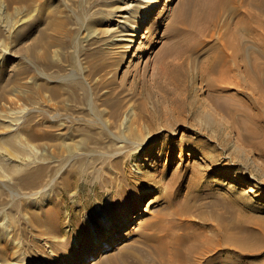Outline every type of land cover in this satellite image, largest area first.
Instances as JSON below:
<instances>
[{"label":"rangeland","instance_id":"1","mask_svg":"<svg viewBox=\"0 0 264 264\" xmlns=\"http://www.w3.org/2000/svg\"><path fill=\"white\" fill-rule=\"evenodd\" d=\"M152 1L0 0V42L11 51V77L14 79V71L23 65L29 66L21 76L35 101L21 103L26 107V117L33 113L39 125L52 133V137L37 141V154H46L43 160L53 165L44 184L38 187L21 186L18 173L16 178L0 176V248L7 250L10 244L15 252L0 253V264H13L18 258L33 264H101L115 247H128L132 254L148 257L149 263L157 260L150 234L158 231L159 221H154L156 229L146 228L148 235L128 239L119 234L114 248L92 255L91 229L81 234L61 223L56 232L47 233L45 225L41 226L44 232L38 231L31 222L23 220L24 215L28 218L30 211L38 209L35 202L42 200L40 191L47 186L55 193L54 202L77 206L78 219H86L92 211L98 219L97 208L101 205L109 213L117 212L115 202L108 208L109 196H116L115 193L103 186H91L86 179L80 187L74 184L70 188L66 200L59 188L51 185L53 171H60L59 179L67 172L70 154L119 153L141 154L153 160L157 159L156 154H171L164 156V162L169 164L162 178L165 182L171 183L176 170L186 179L191 177L186 164L206 172L204 184H210L216 194L199 199L205 204L206 215L216 218V222L217 217L223 219L222 213L231 216L233 264H264V130L252 141L242 137L244 128L255 126L253 115L260 110L264 126V88L258 75L252 73L260 72L264 79V0H202L206 2L201 20L204 27L195 32L190 31V12L181 18L180 11L187 0L170 4L159 0L158 11L132 45L130 32ZM208 1L213 2L211 9ZM119 20L124 22L118 24ZM28 45L33 48L30 54L23 50ZM45 54L46 59L41 57ZM78 79L84 87L77 85ZM54 86L58 87L56 95L51 92ZM260 96V106L255 108L253 100ZM116 103L120 111L117 117L111 112ZM79 107L99 108L103 111L99 114L101 120L88 126L85 117L74 119L81 117ZM58 112L61 115L57 118L63 124L56 126L52 119ZM148 117L152 124L161 127L160 133L151 132L144 121ZM22 118L14 120V128ZM198 144L206 149L209 145L215 147L220 169L206 170L204 163L209 156L188 155L182 159L180 154H197L191 149ZM228 159L229 173L223 168ZM96 161L101 175L108 174L118 182L111 162L100 158ZM200 163L203 164L197 167ZM171 185L176 188L178 183L174 180ZM172 193L149 192L140 209L144 215L139 222L151 214L168 212L162 196L172 197ZM138 225L136 222L125 232L130 233ZM64 230H71L69 234L78 232L81 243L88 247L79 248ZM242 243L254 254L243 257ZM217 255L220 257L213 264H224L223 251L218 250Z\"/></svg>","mask_w":264,"mask_h":264},{"label":"bare ground","instance_id":"2","mask_svg":"<svg viewBox=\"0 0 264 264\" xmlns=\"http://www.w3.org/2000/svg\"><path fill=\"white\" fill-rule=\"evenodd\" d=\"M173 1L174 0H166V2L169 4ZM159 2V0H153L140 14L137 20L138 25H135L134 31L130 32V34L133 36L131 39L132 45L137 41V37L142 35V32L146 28L145 25L149 22L150 18L158 11L157 4H159ZM208 5L209 9H211L213 2L208 1ZM205 6L206 2H203L202 0H187L184 3L180 14L181 18H183L186 13L190 12L188 18L191 32L198 31L204 27V25L201 23V20L205 14ZM121 22L124 21L119 20L118 24H121ZM23 50H26L28 54L33 52V48H30L29 45L25 46V49ZM23 50L21 51L23 52ZM0 51V128L4 127L3 133L0 135V176L16 178L15 176L18 173V180L21 186L24 188L38 187L44 184V180L50 175L49 171L51 172L53 165L50 162L45 161V159L43 160V156L46 154H37V141L42 138L52 137V133L47 129H43L39 125L33 113L29 117L25 116L24 109L26 107L22 106V100L31 101L35 97L33 94L29 93L27 89L28 85L24 81V77L21 76L26 72L29 66L23 65L21 68H19V70H15V77L13 79L11 77L12 63L10 65L9 61V54L11 51L8 49V46L4 45L3 41L0 42ZM41 57L46 59L47 55H41ZM252 73L258 75L260 85L262 88H264V79L259 76L261 73ZM76 83L80 87H84V84L81 80L78 79ZM51 92L52 95H56L58 93V87L54 86L51 88ZM73 93L76 92L74 91ZM263 94L261 95L262 101L264 100ZM261 96L259 97L260 99L255 100L257 99L255 98L253 100L255 108L260 106ZM113 105L114 108L111 110V112L117 117L120 114L119 105L118 103ZM78 111L80 112L81 117H74V119L80 120L81 118L85 117L88 126L97 125V120H101V115L99 114L103 113V111L99 110L97 107H91L87 110L79 107ZM140 111L143 113V110ZM146 111H148V113L150 112L149 110ZM132 112L133 114L135 113V111ZM60 115L61 113L58 112L53 116L52 120L56 126L63 124V122L57 118ZM23 116L24 118L22 119L24 120L16 128H14V120H19ZM262 116L263 114L261 113V110L260 112H256L253 115V122L255 126H252L250 130L249 126H247L246 129L244 128L246 133L242 134V137L245 140L252 141L259 132L264 130V126L261 124ZM144 121L147 122V125L153 134L160 133L161 127L152 124L149 117L144 119ZM212 124H214V122L210 123L209 125L212 126ZM11 127L13 128L8 129ZM219 128L221 131L223 130L222 126ZM61 135L63 136L62 133ZM61 135L60 137H62ZM206 152L208 154H202ZM191 153L197 154H180V156L182 159H185L188 155L194 157L209 156L207 162L204 163L207 164L206 170L212 167H217V169H220V164H218L219 159H217V154H215L214 146L209 145L206 149V147L203 148L198 144V146H193ZM97 155L101 160L104 159L106 162L112 163L114 167L113 169L117 174L118 182H116L113 177L108 176V174L106 176L101 175L99 167H97L98 162L96 160L99 159L96 157ZM156 155L158 156L157 159L153 160L148 158V156L145 157L141 154H70L69 161L67 163V165H69L67 172L64 173V175H61V178L59 179L58 176L60 175V171H53L52 174L54 178L52 180L51 186H55L57 189L59 188L60 194L64 195L66 200V196L70 188L73 187L74 184L80 187L81 181L86 179L91 186H103L107 188V190L115 193L117 197L111 196L110 198L109 196L108 208H110V205L112 208L114 206L113 203L115 202V204H117L116 206H118L117 212L109 213L104 210L103 206L101 205L97 208V214L99 217L98 219L96 218L95 211L88 212L86 219L84 220L78 219L77 215L79 213V209L77 206L70 204L67 205V203H62L60 205L59 202H54L52 199L55 193L47 186L45 188L43 187L40 191V194H42V200L36 202L33 201L35 202V206L38 209L30 211L28 218L26 215H24L23 220L31 222L38 231H43L41 226L45 225V230L47 233L56 232L58 229H60L61 223L65 224L68 229L77 230L81 234H86L88 233L87 229H91L93 232L92 236L90 237L92 247L89 245V248L91 247L93 250L91 253L92 255L98 254L99 250L105 251L109 248H114L116 246V242L120 240V237L118 238L119 234L123 233L124 238L128 239L133 238L135 235H148L146 228L156 229L153 227L155 226L154 221H159L156 225L158 231L155 230L154 233L150 234V238H152L155 242V249L157 250L156 253H158L157 260H155L153 263L148 262V257L145 259L132 254L128 247H122L118 249L115 247V249H113L114 251L109 254L106 259L101 260V264H213L214 260L220 257V255H217L218 250L223 251L224 264H233L234 247L232 229L234 227L231 216L226 212L225 214L222 213L220 215L223 219L217 217L216 222V218L206 215L203 209V207L205 208V204L199 199L201 196H214L216 194V191L210 184H204V180L207 179L205 176L206 172L203 173L199 168L190 167L189 164H186V171H192L191 177L186 179V177L181 174L180 170H176L173 173L171 181L172 183L175 180V182L178 183V185H176L177 187L175 188V186L171 185L170 182H165L162 179L167 173V168L169 165L168 161L164 162V156H169L171 154ZM134 158L136 160L135 162H133ZM166 159H168V157ZM78 160H80L79 163ZM11 161L14 163L11 164ZM129 164L134 165V167L139 165L140 167L137 169L130 167L131 165ZM201 164L203 163H200L197 167H200ZM229 165L230 159H228L223 165V168L227 170V173L230 172L231 166L229 167ZM181 176L184 177L183 180H179ZM209 182L213 183V180ZM135 186H140L142 189H144V191L141 192L140 187L138 189H134ZM164 188H168L170 192ZM163 190L168 194L173 192L172 197L169 195L162 196V199L166 201L167 207L169 209L168 212L161 211L157 215L151 214L147 219L145 218L143 221H141V219L139 222V218L144 215L140 209H142L144 206V199L147 194L149 192H156L160 194ZM154 199L155 198L150 200L148 204L152 203ZM63 206L66 207V214H64L65 211L63 210ZM227 210L230 211L229 208H227ZM72 217L74 218L73 221ZM136 222L139 223L138 227L134 226V229L130 233H126L127 228ZM71 230H64V234L66 236L70 235L73 239V243L79 246V248H87L88 246L84 243H81V240L79 239L81 235L78 236V232L76 234H73V232L69 234ZM208 230L211 231V233H209ZM107 236L109 237L107 238ZM262 237L264 238V235ZM8 245L10 246V244ZM46 245L50 250L51 247L48 242H46ZM59 245L60 244L56 243V246ZM243 245L244 247H241V253L243 257L254 254L255 251H251L247 245ZM9 246H7V250H4V246H2L0 248V253L3 254L5 253L3 251H6V254L11 253L14 255L15 252H12L10 249L12 246ZM47 246L45 247V250ZM23 260L24 259L21 260L18 258L13 264H33L32 261ZM83 263L84 262H82V264Z\"/></svg>","mask_w":264,"mask_h":264}]
</instances>
